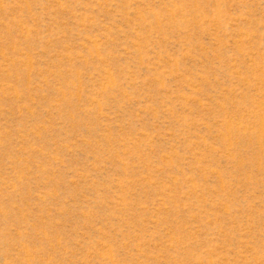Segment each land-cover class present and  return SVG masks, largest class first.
<instances>
[{
    "label": "rangeland",
    "instance_id": "1",
    "mask_svg": "<svg viewBox=\"0 0 264 264\" xmlns=\"http://www.w3.org/2000/svg\"><path fill=\"white\" fill-rule=\"evenodd\" d=\"M0 264H264V0H0Z\"/></svg>",
    "mask_w": 264,
    "mask_h": 264
}]
</instances>
